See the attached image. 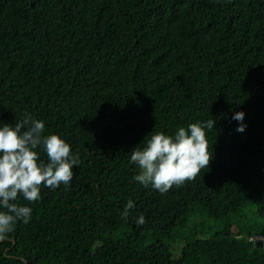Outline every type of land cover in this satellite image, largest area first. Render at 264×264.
I'll return each mask as SVG.
<instances>
[{"label": "trees", "instance_id": "trees-1", "mask_svg": "<svg viewBox=\"0 0 264 264\" xmlns=\"http://www.w3.org/2000/svg\"><path fill=\"white\" fill-rule=\"evenodd\" d=\"M25 114L81 163L18 198L31 218L0 264H264V0H0V125ZM208 120L194 181L161 194L134 179L151 135Z\"/></svg>", "mask_w": 264, "mask_h": 264}, {"label": "clouds", "instance_id": "clouds-1", "mask_svg": "<svg viewBox=\"0 0 264 264\" xmlns=\"http://www.w3.org/2000/svg\"><path fill=\"white\" fill-rule=\"evenodd\" d=\"M244 118V112L233 116L240 122L236 131H245ZM215 123L214 120L191 123L187 128L180 127L174 136L163 132L151 135L145 147H136L131 152L130 162L140 170L134 179L161 194L173 186L194 181L213 159L206 129L211 131ZM45 130V123L30 114L14 124L0 125V209H4L0 211V240L12 233L18 222L28 223L31 218L32 209L17 202L20 196L36 202L41 198V186L51 189L61 184L68 186L73 179V166L81 163L79 154H73L68 142L57 134L45 135ZM38 148L46 153L47 163L41 161ZM133 207L129 200L122 219L127 221ZM136 223L143 225L145 218L140 216Z\"/></svg>", "mask_w": 264, "mask_h": 264}, {"label": "rangeland", "instance_id": "rangeland-1", "mask_svg": "<svg viewBox=\"0 0 264 264\" xmlns=\"http://www.w3.org/2000/svg\"><path fill=\"white\" fill-rule=\"evenodd\" d=\"M220 130H221L222 137H223V135L225 134V131H226V127L222 125L221 128H220ZM135 171L136 172L139 171V168H138L137 165L135 166ZM138 188H139V186H137V189ZM133 196H134V194L132 192H130L128 194H120L119 197H118V199H117L116 205L118 207H120V208H125V206L127 205L128 201L129 200H131V201L133 200V198H134ZM197 222H199V220H197V219L193 220L192 226L194 224H196Z\"/></svg>", "mask_w": 264, "mask_h": 264}, {"label": "built area", "instance_id": "built-area-1", "mask_svg": "<svg viewBox=\"0 0 264 264\" xmlns=\"http://www.w3.org/2000/svg\"><path fill=\"white\" fill-rule=\"evenodd\" d=\"M257 238L264 241V236H258Z\"/></svg>", "mask_w": 264, "mask_h": 264}]
</instances>
